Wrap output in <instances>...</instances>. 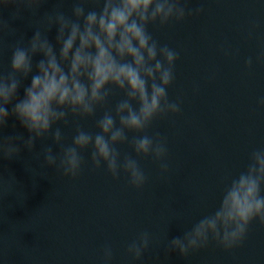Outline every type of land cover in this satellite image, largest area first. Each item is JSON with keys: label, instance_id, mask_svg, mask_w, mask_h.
I'll list each match as a JSON object with an SVG mask.
<instances>
[{"label": "water", "instance_id": "obj_1", "mask_svg": "<svg viewBox=\"0 0 264 264\" xmlns=\"http://www.w3.org/2000/svg\"><path fill=\"white\" fill-rule=\"evenodd\" d=\"M56 4L57 0H49L40 14ZM188 6H203L205 12L162 29L150 27L161 43L180 54L169 97L182 101V111L155 121L150 130L167 138V176L161 177L151 158H140L149 181L136 190L123 174L114 180L104 170L91 171L87 166L76 179L41 169L42 157L36 160L26 149L18 158L0 159V174L5 177L0 194L9 193L0 198V264H101L105 242L114 248L113 264H264V226L258 222L233 251L213 243L187 258L176 252L165 254L166 238L182 236L214 211L222 179L244 170L249 152L264 144V109L257 104L264 95V63L254 62L251 69L244 64L264 47V0H190ZM12 7L3 10V18L18 30L17 35L24 33L29 39L30 14L12 21ZM62 7L67 10L70 3L66 0ZM54 36L55 29L50 39ZM222 43L239 54L223 55ZM9 57L5 47L0 70L7 71ZM197 84L199 91L194 92ZM79 123L96 130L95 118ZM61 127L70 142L73 124ZM0 135L26 139L29 133L10 116ZM51 144V139L37 140L34 152ZM119 147L131 152L127 145ZM53 150L59 151L56 146ZM146 230L155 243L142 262L132 260L126 255L127 243Z\"/></svg>", "mask_w": 264, "mask_h": 264}, {"label": "clouds", "instance_id": "obj_2", "mask_svg": "<svg viewBox=\"0 0 264 264\" xmlns=\"http://www.w3.org/2000/svg\"><path fill=\"white\" fill-rule=\"evenodd\" d=\"M48 2L0 0V52L5 47L10 51L7 71L0 70V132L13 116L29 133L26 139L0 135V159L18 158L26 149L36 160L42 157L41 169L76 179L87 166L91 171L104 170L114 180L123 174L136 190L149 181L140 158H151L161 177L167 176V138L150 130L155 121L182 111V101L169 97L180 54L161 43L150 27L162 29L200 16L204 7L190 8V0H67L70 8L65 10L66 0H57L41 15ZM10 6H14L12 21L30 14L29 39L24 33L17 35L18 30L3 18V10ZM53 29L55 36L50 39ZM7 37L13 39L9 42ZM219 50L225 56L239 54L223 43ZM254 62L264 63V47L244 60L245 67L251 69ZM193 91H199L198 84ZM257 104L264 109V95ZM98 112L102 114L97 118ZM89 118H95V131L79 123ZM70 123L74 134L68 142L61 125ZM45 139L52 144L34 152L36 141ZM121 145L131 152H122ZM4 179L0 174V183ZM221 183L218 207L182 236L166 238V256L176 252L187 258L213 243L233 251L244 244L254 222L264 226V144L249 152L244 170ZM154 243L153 234L142 231L127 243L126 255L142 262ZM114 256L112 244L105 242L101 264H113Z\"/></svg>", "mask_w": 264, "mask_h": 264}]
</instances>
